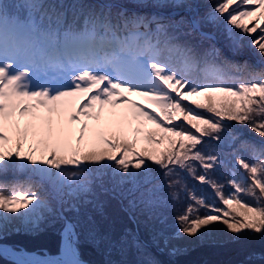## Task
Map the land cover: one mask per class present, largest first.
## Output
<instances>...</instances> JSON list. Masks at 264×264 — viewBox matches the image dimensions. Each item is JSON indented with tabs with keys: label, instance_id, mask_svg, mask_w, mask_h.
Masks as SVG:
<instances>
[{
	"label": "snow or ice",
	"instance_id": "6c2138e0",
	"mask_svg": "<svg viewBox=\"0 0 264 264\" xmlns=\"http://www.w3.org/2000/svg\"><path fill=\"white\" fill-rule=\"evenodd\" d=\"M137 6L156 11L0 0V231L13 219L36 226L42 213L57 205L74 209L78 202H89L97 189L108 191L106 183L129 197L133 207L161 204L164 189L180 183L170 177L184 171L195 175L192 162L198 161L205 172L221 165L219 154L197 145L207 143L205 137L224 141L221 133L231 127L226 121L244 124L264 138V66L253 70L251 78L229 83L215 61L236 71L240 67L215 44L204 49L193 39H212L201 26L223 18L235 26L224 29L225 47L233 50L242 35L257 33L251 43L264 65V0H218L203 17L190 0H138ZM163 9H184L186 14H165ZM246 17H255L251 27L239 23ZM136 96L155 107L147 109ZM194 97L204 102L190 99ZM177 113L183 114L179 122ZM145 123L154 130L145 132ZM166 135L169 147L157 153L150 145ZM246 148L251 162L239 157L236 166L248 176L233 173L227 197L223 185L206 175L196 177L211 184L223 205L235 203L243 211L231 215L213 205L203 216L180 215L177 236L202 237V228L222 218L234 240L247 230L264 234V139ZM153 164L159 176L149 175ZM198 202L209 207L203 199ZM60 218L59 254L25 257L18 264H85L78 249L79 222ZM94 240L109 248L127 243L95 234ZM134 244L139 250V241ZM140 264L157 262L146 257Z\"/></svg>",
	"mask_w": 264,
	"mask_h": 264
},
{
	"label": "trees",
	"instance_id": "16d2710c",
	"mask_svg": "<svg viewBox=\"0 0 264 264\" xmlns=\"http://www.w3.org/2000/svg\"><path fill=\"white\" fill-rule=\"evenodd\" d=\"M4 2H17V0H4ZM59 3L60 0H45V3ZM64 4L70 5L74 2L83 3L92 6H102L103 3H112V5L125 6L128 8L138 7V0H63ZM150 2V0H149ZM192 2V0H190ZM218 0H201L199 2V15L201 17L213 12V7ZM156 11L155 9H145L144 12ZM167 12L170 9H163ZM185 15V14H183ZM226 15V14H225ZM258 15V14H257ZM179 18V17H177ZM255 17H246L239 23L252 26ZM235 26L227 25L223 18H219L216 24H203L201 26L204 31H215L217 40H205L199 35L193 37L194 41L207 49L212 44L220 48L227 60L241 71H236L224 65L222 60H216L215 63L225 73L228 82L233 80L251 78L253 70H259L263 65H254L256 59L252 55L247 43L256 36L257 33L250 32L242 35L238 40L237 47L229 50L225 47L226 40L224 29ZM237 33H242V29H235ZM259 32V29H257ZM257 49V48H256ZM259 53V49H257ZM241 57V58H240ZM203 76V73H201ZM218 96H224L218 93ZM147 100V99H146ZM197 103L204 102L196 100ZM187 103V101H185ZM155 107V105H153ZM195 107V105H192ZM159 111V109H157ZM204 115H211L205 109H197ZM177 121L183 117L182 113H177ZM195 123V121H193ZM231 125L226 132L221 135L225 137L224 141L207 140L203 145H197L210 154H219L222 161L221 165L212 171H207L200 166L198 161L192 162L195 167V175L191 172L184 171L178 177L173 176L170 179H179L178 186L166 188L163 191V202L154 207H147L143 204H137L135 207L129 204V197L122 196L120 190H112V184L106 183L105 187L108 191L96 190V195L89 196V202H78L74 209H68L67 205L63 207L65 217L79 222L78 249L80 258L88 264H140V262L150 257L157 264H264V234L255 233L247 230V234L239 240H234L231 232L220 228L222 223L215 224L212 222L209 227L214 225L212 237L219 236L218 233H224L223 240H200V237L179 235L178 217L183 214L192 216H203L211 210L210 206L216 208H224L220 195L216 192L211 184L202 182L196 177L206 175L211 181H215L223 185V194L225 197L233 191L229 181L232 174L236 173L237 178L243 173L247 178L248 173L242 168L236 166V160L243 157L251 162L252 157L247 150V144H259L261 138L249 127L236 121H226ZM187 127H191L187 125ZM153 125L147 124L144 127L145 132L154 130ZM195 131V130H193ZM170 135V134H169ZM178 139V138H177ZM186 146L189 142H185ZM157 153L166 150L169 147L168 136L156 145H150ZM142 150V148H141ZM149 175L159 176V170L156 165H151ZM244 186L247 182L242 181ZM130 185H124V188ZM257 192L259 190L257 189ZM172 194H175L174 197ZM243 198L250 203H254V198L244 196ZM193 196L196 199H193ZM203 199L209 207L201 205L198 200ZM192 212L189 213V208ZM231 215H235L237 211H243L235 203L226 206ZM229 219L231 217H228ZM239 219V217H237ZM63 220L60 218L58 205L51 212H43L42 218L36 226H33L21 219H13L9 221L8 227L0 231V242L8 243L15 249H25L29 252L36 251L41 254L56 255L60 251L62 241ZM208 227V226H206ZM94 234L104 235L113 241L126 240L127 243L117 247L109 248L105 243H97L94 240ZM165 239L168 245L165 246ZM139 241V250L134 242ZM176 249L175 253L171 249ZM0 264H17L0 253Z\"/></svg>",
	"mask_w": 264,
	"mask_h": 264
},
{
	"label": "rangeland",
	"instance_id": "374dc122",
	"mask_svg": "<svg viewBox=\"0 0 264 264\" xmlns=\"http://www.w3.org/2000/svg\"><path fill=\"white\" fill-rule=\"evenodd\" d=\"M201 0H192V2L191 3H193V4H195L196 6H197V8H196V11L199 13V2H200ZM128 8V7H127ZM132 9H136V10H138L139 12H144L145 11V9H150V8H147V7H144V8H132ZM163 11V10H162ZM164 13H165V11H163ZM177 13H180V15H183V14H186V10H184V9H170V11H167L165 14H172V15H176ZM178 17V16H177ZM200 31L201 32H203L204 34H206L207 36H210V37H212L213 39H215L214 38V35H211V33L212 32H215V31H204V30H202V28L200 29ZM215 34H216V32H215ZM257 39H259V38H257ZM215 40H217V35H216V39ZM247 45H248V47H249V49L251 50V53H252V55L253 56H255L256 58H259V59H261V55H260V53H258L257 51V49H256V47H255V45L254 44H252L251 43V40L250 41H248V43H247ZM254 65H256L257 66V64L254 62L253 63ZM264 66V65H263ZM133 99H135L139 104H141V105H143L144 107H146L147 109H149V110H151L152 108H154V106H153V104L152 103H150L148 100H146L145 98H143V97H139V96H136V97H133ZM190 99H195V100H202L203 99V97H194V98H190ZM145 126H147V123H145V125H144V127ZM76 127L78 128L79 127V125H76ZM73 142H75V141H73ZM241 175H243V177H245V175L243 174V173H240V176ZM13 178V174L12 173H9L8 174V179L9 180H11ZM246 178V177H245ZM64 207V206H63ZM63 207H60V206H58V210H59V212H60V216L63 214L64 215V213H63ZM224 210H228L227 209V207L225 206L224 208H223ZM229 211V210H228ZM213 214H216V213H213ZM223 219V218H222ZM222 219L220 220V221H215L214 223L215 224H219L218 222H221L222 223V225L223 226H221L220 224H219V226H220V228H222L225 232L224 233H228V232H230L228 229H227V226L222 222ZM24 223L26 224V222L24 221ZM214 227V225H212L211 227H206V228H202L201 229V231H203L204 232V235L202 236V237H200V240L202 239V240H211V239H214V240H223V239H225V238H222V237H224L223 236V234L224 233H218V234H220L219 236H216V237H212L211 236V234H213V228ZM0 244H8V243H4V242H0ZM8 245H10V244H8ZM168 245V244H167ZM171 249V252H172V249L173 248H170ZM16 250H18V251H27V250H25V249H16ZM33 252H36V251H33ZM38 253V252H37ZM39 254H41V253H39ZM41 255H48V254H41Z\"/></svg>",
	"mask_w": 264,
	"mask_h": 264
},
{
	"label": "water",
	"instance_id": "95a60500",
	"mask_svg": "<svg viewBox=\"0 0 264 264\" xmlns=\"http://www.w3.org/2000/svg\"><path fill=\"white\" fill-rule=\"evenodd\" d=\"M105 4H108V5H111L112 3H105ZM180 14V13H179ZM211 35H214V38L216 39V34H215V32H212L211 33ZM258 38V37H257ZM252 40V39H251ZM241 58V57H240ZM259 62H262L261 61V59H259ZM63 215V214H62ZM64 216V215H63ZM4 247H7L8 248V250L10 251H8V250H5L4 249ZM60 249H61V247H60ZM0 253H1V255H3L4 257H6L7 259H9V260H11V261H13V262H15V263H17L18 264V261L20 260V259H22L23 257L22 256H20V253H22V254H25V253H29V254H37L38 256H40V257H43V256H45V255H41V254H39V253H37V252H27V251H18V250H16L15 248H13L11 245H8V244H0ZM58 255V254H57ZM57 255H51V254H48L47 256H49V257H56ZM84 261V260H83ZM85 263H87L86 261H84ZM88 264V263H87Z\"/></svg>",
	"mask_w": 264,
	"mask_h": 264
},
{
	"label": "bare ground",
	"instance_id": "6f19581e",
	"mask_svg": "<svg viewBox=\"0 0 264 264\" xmlns=\"http://www.w3.org/2000/svg\"><path fill=\"white\" fill-rule=\"evenodd\" d=\"M256 60H258V59H256ZM258 62V61H257ZM61 245H62V241H61V244H60V247H61ZM4 249L5 250H8V248L7 247H4ZM9 251V250H8ZM10 252V251H9ZM28 252V251H27ZM60 252V251H59ZM57 254H59V253H57ZM56 254V255H57ZM20 256H22L23 258H25V257H31V256H35V257H40V256H38L37 254H29V253H25V254H22V253H20ZM85 264H87V263H85Z\"/></svg>",
	"mask_w": 264,
	"mask_h": 264
}]
</instances>
